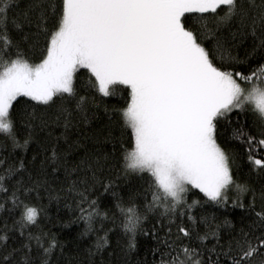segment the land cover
Instances as JSON below:
<instances>
[{
    "label": "snow or ice",
    "instance_id": "obj_1",
    "mask_svg": "<svg viewBox=\"0 0 264 264\" xmlns=\"http://www.w3.org/2000/svg\"><path fill=\"white\" fill-rule=\"evenodd\" d=\"M42 194L83 223L75 264L114 231L151 233L139 264H264V0H0V264H65Z\"/></svg>",
    "mask_w": 264,
    "mask_h": 264
},
{
    "label": "trees",
    "instance_id": "obj_2",
    "mask_svg": "<svg viewBox=\"0 0 264 264\" xmlns=\"http://www.w3.org/2000/svg\"><path fill=\"white\" fill-rule=\"evenodd\" d=\"M42 42V38H41ZM243 53V49H241V54ZM108 103H115V98L108 101ZM102 116V113H101ZM233 119H240V120H247L248 122H252L255 117L251 114V112L248 113L247 117H245L243 114H241L240 117H236L233 115ZM104 120L101 119L100 123H103ZM99 127V123L96 121H90L89 124L83 125V129L87 131L88 133H91L93 129ZM113 135L119 136L118 131H114ZM76 135L73 134L72 139H75ZM108 151H111V145H108L107 147ZM78 151H82L79 150ZM29 155H31V152H29ZM238 167L234 169L237 176L241 180H249L256 184L257 186L260 183V180L256 173L254 171H250L248 162L246 158L241 157L237 160ZM131 183L134 185L137 183L136 180H131ZM120 187H125L124 184L120 185ZM103 193V190H101ZM106 199L110 200L111 196L110 194H105ZM123 195V193H122ZM202 196V194H200ZM191 194L189 197V202H191ZM199 198V197H196ZM3 202L2 197H0V203ZM29 204H36L43 208L46 211V216L44 217V224L47 225V227L51 228L53 232H56L62 240H67V246L65 249L66 257H65V264H67L68 260H71L73 264H75L76 261H85L86 255H87V248L89 244L91 243V240L88 237H80L79 233L83 230V223H67L72 220V213L69 210L68 207L65 206L64 203H61L59 206L57 205L56 201L49 202L47 194H42L39 198H36L34 195L32 197H28L26 200ZM10 206V204H9ZM102 208L105 207V200H101ZM204 208L209 213H214L217 215V217L222 221L223 220V213L224 215H227L229 219L233 220L234 222L238 220L239 212L241 211L238 208H229V209H218L216 206L211 204H205ZM21 209H17V216L19 215ZM195 213H199V208L194 209ZM6 215V211L4 209H0V217ZM187 217H185V220ZM153 226L157 228L158 234L162 238L164 233L160 229L159 225L155 224V220L153 218H149L147 223L145 224V229L150 230ZM112 238V245L109 247L105 252L102 254H97L93 257L96 264H124L125 261L130 260L132 264H139V262H150L152 259V253L150 249L155 247V241L152 239V235L149 232V235L144 236H138V245L135 250L125 255V252L121 250L122 244L120 246L117 245V237L115 234V231L111 234Z\"/></svg>",
    "mask_w": 264,
    "mask_h": 264
}]
</instances>
